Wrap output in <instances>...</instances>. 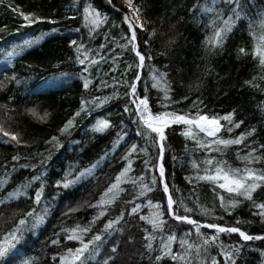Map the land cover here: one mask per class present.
Listing matches in <instances>:
<instances>
[{"label": "trees", "instance_id": "1", "mask_svg": "<svg viewBox=\"0 0 264 264\" xmlns=\"http://www.w3.org/2000/svg\"><path fill=\"white\" fill-rule=\"evenodd\" d=\"M9 2L24 13L41 17V21L25 26ZM134 2L141 10V22L147 21L146 30L137 29L138 50L146 56L141 68L136 67L138 57L131 45L123 47L131 35L128 23L108 0H5L0 4V82L4 85L0 106H7L0 107V122L19 133L22 140L19 145L5 143L7 138L0 136V237L20 219L28 220L22 241L0 264H61L69 249L81 246L79 240L68 239L72 229H77L76 234L85 243L95 235L102 237L97 245H90L85 264H212L213 258L219 264H230L225 250L232 252L235 264H264V240L245 242L238 234L219 233L214 243L203 245L204 238L217 233L201 227L198 234L195 226L168 215L167 195L159 175V164L163 163L165 181L177 201V215L189 216L201 225L238 226L249 234L264 235V222L254 215L257 209L251 201L230 197L214 183L196 178L205 175L207 159L243 169L245 162L238 156L253 150V155L261 159L247 167L264 170V68L254 55L256 47L264 43V0H241L239 20H235L232 9L241 11L240 7L225 0ZM85 9L100 12L102 22L98 26L86 22ZM230 16L235 23L223 46L209 51L206 41L214 27H223ZM91 60L96 63L91 64ZM159 74H164V79L159 87H153V77L159 78ZM86 79L90 81L87 88ZM133 82L139 96L148 98L153 113L194 116L199 112L217 117L231 113L234 122L243 124L231 132L222 130V138H236L253 128L255 132L240 145L220 146L221 151H215L214 144L202 148L196 139L187 138L183 134L186 125L171 124L165 129L166 149L161 161L156 134L142 126L131 103ZM104 98H108L106 103L100 104ZM29 109H35L38 115L33 116ZM45 113L48 116L41 120ZM73 117V124L62 132ZM99 120H108L110 127L96 131ZM221 124L232 127L224 120ZM197 139L205 144L212 140L203 133ZM133 144L137 152L129 157L132 169L119 185L122 190H114L105 198L114 197V202L101 205L103 194L127 167L124 157ZM193 162L199 168H194ZM66 180L75 183L64 188ZM142 184L153 191L139 196ZM41 189L37 204L35 194ZM10 193L16 195L10 197ZM217 193L226 201L238 199L242 203L226 211ZM253 197L257 203L264 202V187L258 188ZM149 199L164 211L162 231L153 232L152 226L140 219L153 211L147 207ZM137 205L140 210L132 214ZM28 212L33 216L26 217ZM36 216L44 219L32 228ZM121 216L113 229L104 230L109 221ZM149 233L155 237L151 249L146 247ZM169 235L176 236L171 245L173 253L185 254L186 247H181L180 240L194 245L185 260L163 256L162 243ZM157 256L163 258L157 260Z\"/></svg>", "mask_w": 264, "mask_h": 264}, {"label": "snow or ice", "instance_id": "2", "mask_svg": "<svg viewBox=\"0 0 264 264\" xmlns=\"http://www.w3.org/2000/svg\"><path fill=\"white\" fill-rule=\"evenodd\" d=\"M5 3V0H0V4ZM108 3L112 5L114 8H116V5L113 3V0H108ZM225 3L231 5L235 3L237 6L240 7L241 11H237L236 8L232 9V12L234 13L235 20H239L241 18V12L243 10V5L241 4V0H225ZM122 4L124 7L129 9L130 13L135 16V20H130V15L125 14L123 19L125 22L128 23V27L130 30L131 35L129 37H126L127 44L123 47L127 48L128 45H131L132 50L135 52L136 57H138V64L136 67L141 68L145 65L146 56L143 54L140 50H138L137 45V29H145V24L147 21H144L143 23H139V21L142 20V17L140 15V8L137 7L134 0H122ZM8 6L12 9V11L19 16L23 18V20L26 22L25 26H31L33 24H36L41 21V17L36 16L34 13H24L19 9V6H14L11 2L8 3ZM119 11L120 9L117 8ZM85 12L87 15L85 16L86 22H88L91 25L98 26L101 21V13L97 12L95 9H85ZM106 20L107 17H104ZM235 20H233V17H229L227 20L223 21V27L215 28L213 29V34L211 37L208 38L206 41V44L209 46L208 50L211 51L213 49L219 48L223 46L224 40L226 39L227 34L232 30V27L235 23ZM0 31H3V29H0ZM152 35H155V31L151 33ZM261 40L264 41V37H261ZM73 44L76 42L73 41ZM245 50L243 48L240 49V52L243 53ZM254 55L256 58H258L259 65L261 68H264V43L259 44L255 51ZM88 57L85 55V59ZM79 59V58H78ZM85 59H80L79 62L81 64L85 63ZM150 59V57H149ZM91 64H95V60L90 61ZM131 67V65H130ZM85 71H87V68H85ZM12 80H15V76L11 78ZM164 79V74H159V78L156 76L153 77V80L156 81L152 86L153 87H159L160 82ZM136 80H140L139 74L136 76ZM19 83V81H17ZM90 81L87 79L85 80L84 87L87 88ZM166 83V81H165ZM246 84L253 85L252 81H245ZM4 87L3 82H0V89ZM131 91L129 95L133 97L131 100V103L136 106V111L139 116V121L142 122V126L145 129L150 130L152 133L157 134L156 143L159 147V160H163L164 152L166 149L165 140V129L169 127L171 124H183L186 125L187 128L185 132L183 133L187 138L189 139H196L197 143L200 147H209L214 144L217 147L214 149L215 151H221V147L227 148L231 145H240L242 144L247 137L252 136L255 132V129L253 128L251 131H248L247 133L241 134L240 136L236 138L231 139H224L220 136V133L222 130H226L228 132H231L233 127L239 128L241 124H243V121L234 122L233 121V114H228L223 117H217V116H208L203 115L197 112L196 115H189V114H177L176 112H163V113H153L149 109V102L147 97L141 98L139 94L137 93V86L136 83L133 82L130 85ZM165 94L167 95V89L165 88ZM108 98H104L103 100H100V104L106 103ZM94 103V102H93ZM0 107H7L6 105L0 106ZM130 109L125 108V111H129ZM264 110V108H262ZM33 116H37V112L35 109H29L28 110ZM81 111H85V108H81ZM80 112L76 113V116H79ZM48 116V113H45L43 116L39 117L41 120L46 119ZM75 117L67 121V124L61 131H66L69 126L73 124ZM221 120L227 121L229 125H232V127H225L224 124H221ZM110 127L108 120H99L96 131L103 132L107 128ZM203 133L207 137H211L212 140L205 144L201 140L197 139L198 134ZM144 133L138 132V135H143ZM0 136L6 137L7 140H5V143L8 142H14L16 144H21L22 140L19 133L12 132L5 128L4 123L0 122ZM52 141H57L56 137H52ZM50 141V142H52ZM264 147V146H262ZM249 152L247 155L240 157L238 156V159H242L245 162V167L243 169L240 168H233L229 165H227L226 161H216L214 164L213 159H207L204 161L206 165L209 167L204 168L205 175L203 176H197L196 178L198 180H205L210 181L214 183L219 189H222L223 191L227 192L230 197H242L243 200L251 201L252 205L257 211L254 213V215H257L262 218V222H264V202L257 203L254 200L253 193L257 191L258 188L264 187V170H257L251 167H247L248 164L259 162L261 157L254 156L253 152ZM137 152V145L133 144L128 152V154L124 157V159L127 160V167L123 169V171L116 177V183L112 184L107 191L103 194V197L101 198V201L99 202L102 204H110L114 202V197L112 199H105L109 196L110 193H112L114 190L119 189L120 183L124 180L125 177H127L128 173L132 169V160L129 158L132 156L133 153ZM13 159H17V157H13ZM147 163V162H145ZM194 168H199V165L193 162ZM159 175L161 182L163 183V191L167 195V214L172 216V218L178 222L181 223H187L190 225L195 226L196 232L200 233V228L205 227L209 229H214L217 233L216 235H213L211 237H207L203 239V245H209L210 242L214 243L219 238V233H229V234H238L240 239L242 241H252V240H264V235H252L249 234L247 231H242L240 227L238 226H221L215 223H209L205 225H201L198 221L193 220L189 216H181L177 215L174 209V205L177 203L176 200L173 199L172 194H170L168 183L165 181V168L163 163L159 164ZM36 179H39V177H36ZM140 180L143 181V177H140ZM75 181L73 180H66V182L63 183L64 188H69L70 185L74 184ZM135 183V181H133ZM152 183H156L155 177H153ZM122 190V189H119ZM153 191L151 187H149L147 184H142L141 191L139 192V196H145L148 192ZM22 194V193H21ZM43 194V189L38 191L35 194V203H40L41 197ZM15 193H10V197H14ZM219 200L221 201V207H224L227 211L229 208L235 209L239 206L240 203H242L241 200L238 199H228L226 201L225 197L223 195H219L217 193ZM0 203H3V201H0ZM140 205H137L136 207H133L131 210L132 214L137 213L140 210ZM147 207L151 208L153 211L150 212L148 216H140L141 220L146 221L148 224L152 226L153 232L155 231H162L164 228V225L166 221L162 219L164 215V211L162 210V207L159 203H153L151 199L148 200ZM78 209H69V212L76 211ZM186 212H191L192 209L185 208ZM207 212V210H205ZM67 214V213H66ZM103 215V213H101ZM26 217H32L33 212H28L25 214ZM123 217H119L116 220L109 221L105 225V231H109L114 228L115 224L119 223V220ZM35 223L31 225L32 228H35L38 226L39 223H41L44 219L43 216H36ZM245 223L244 221H237V224ZM28 225V220L20 219L16 225L11 231H9L6 235L0 237V260H3L6 258L11 250H13L17 244H19L23 239V233L27 230L26 226ZM67 231V230H66ZM72 234L68 236L69 240H79L81 246L79 248H76L75 250L69 249L68 254L61 258V264H76V262H80V264H85V260L87 257L85 256L86 253L90 254V245L95 246L97 245V242H100L102 240L101 235H95L93 236L87 243L84 242L83 238L76 234L77 229H72ZM80 231L87 232L90 231V229H80ZM147 231V230H146ZM146 240L149 241V243L146 245L147 248L151 249L152 243L151 241L155 239V237L152 235V233H149L148 236L145 237ZM176 241L175 235H169L167 239L162 243L161 251L163 253V256H170L173 260H185L187 255L191 252V250L194 248L193 244L188 243L187 240H180L179 243L181 247H186V252L184 255H181L179 253H173L171 249L172 243ZM95 248L92 249L94 251ZM113 251L116 249L113 248ZM196 250L199 251V247L196 246ZM236 251H239V248L236 249ZM224 255L227 257V261L230 262V264H235V260L233 259L232 252H229L225 250ZM163 256H157L156 259L160 260L163 258ZM107 264V262H106ZM212 264H219V262L213 258Z\"/></svg>", "mask_w": 264, "mask_h": 264}, {"label": "bare ground", "instance_id": "3", "mask_svg": "<svg viewBox=\"0 0 264 264\" xmlns=\"http://www.w3.org/2000/svg\"><path fill=\"white\" fill-rule=\"evenodd\" d=\"M113 3L117 6V7H119L125 14H129L130 15V18L132 19V20H135V16H133L131 13H130V11H129V9H127L126 7H124V5L122 4V0H113Z\"/></svg>", "mask_w": 264, "mask_h": 264}, {"label": "rangeland", "instance_id": "4", "mask_svg": "<svg viewBox=\"0 0 264 264\" xmlns=\"http://www.w3.org/2000/svg\"><path fill=\"white\" fill-rule=\"evenodd\" d=\"M117 8H119V7H117V6H116V9H117ZM119 9H120V8H119ZM119 11H121V12H122V10H121V9H120ZM122 13H123V12H122ZM124 15H125V13H124ZM130 20H132V19L130 18ZM139 23H142V22H141V21H139ZM155 134H156V133H155ZM156 136H157V134H156Z\"/></svg>", "mask_w": 264, "mask_h": 264}, {"label": "built area", "instance_id": "5", "mask_svg": "<svg viewBox=\"0 0 264 264\" xmlns=\"http://www.w3.org/2000/svg\"><path fill=\"white\" fill-rule=\"evenodd\" d=\"M123 12V11H122ZM123 15H124V12H123Z\"/></svg>", "mask_w": 264, "mask_h": 264}]
</instances>
